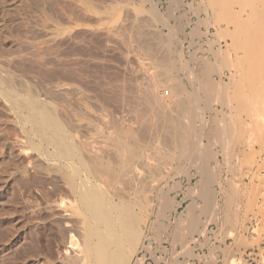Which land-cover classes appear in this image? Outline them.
<instances>
[{
  "label": "bare ground",
  "instance_id": "bare-ground-1",
  "mask_svg": "<svg viewBox=\"0 0 264 264\" xmlns=\"http://www.w3.org/2000/svg\"><path fill=\"white\" fill-rule=\"evenodd\" d=\"M148 1L153 2L154 0H139L137 2L148 3ZM181 1H179L178 4L181 5ZM222 1L224 0H221L220 2L222 3ZM233 1H237V0H233ZM247 1L249 2V0L241 1L242 5H241V9L239 10H236L235 7V5L238 4L237 2H234L237 4L234 5L231 4L229 7L227 3H226L227 6L223 7L225 5V3H223L224 5L222 4L223 6L219 7L220 3H218V0L217 2H215V0H209L208 1L209 6L203 8H198V9L193 8L195 16L200 17L201 14L206 15V20L204 24L208 26L207 28H209V26H213V28L214 27L216 28L215 32L217 33H215L216 34L215 36H217L216 37L218 40L217 43L218 44L220 43L218 50L214 51L215 54H213L212 52V50L214 49L213 48L211 49L213 56L215 55V60H213L214 62H211L207 60L205 57H202V59L201 58L200 59L203 61L199 60L200 63L199 61H195V58H191L193 59V61H191L190 59V61L188 60L182 62V60L184 59L183 58L184 49L178 50L176 48V44H178L177 40L180 37V35H182V33L183 36L185 35L184 33L188 34L186 31V27H191L193 24L194 27L193 29H191L193 33H190V35L192 34V37L196 36L198 30L200 29V28L199 29L195 28L194 22L190 24L187 21V23H184V25H182L183 24L182 23L179 27H175L171 24V20L174 17V10L177 11L178 8L176 6L177 3L175 4L174 1L170 2V0H168V4L170 2L173 6L176 7V9L174 8V10H172V7L169 6L171 8V13L168 14L169 16L167 17H164L165 12L163 14L160 12L162 14L161 17L160 16L161 14L158 13V11H160L158 8H153L152 13L148 11L151 14V15L148 14L150 16L149 18L150 21L142 19L141 17L142 8L138 7L137 9H134V12L137 10L139 13L135 14L136 16L134 15L135 17L132 18L133 22L132 24L130 23L131 24L130 33L132 32V35H134L136 39L134 38V36L133 37L130 36V37L131 40L132 38L135 39V40L133 39L134 41L133 40L132 41L135 42V45L136 44L138 45V51L142 53L141 58L144 59V61L142 62L144 64L143 66L142 64L140 66L141 67L139 70L140 78L138 77V79L132 80L129 76V80L131 79L130 80L131 82L136 81L134 83L136 84L134 87H136L135 89H137L136 92L139 100L135 98L137 100L136 103H138V105L136 104L137 107L135 108V110L133 109V117L135 119L131 115L134 121L131 118L132 121L130 122L128 121V123H126L127 121L124 118L120 119L121 116L119 117V113L124 115L127 112V110L124 109V107L127 106L128 102L126 103V105L124 102V105H122L124 107L121 106L123 109V111L121 112L119 111L120 107L118 105H116L118 107L115 106L116 108L113 107L114 109H111V105L109 107L108 104L110 103L114 104V102L112 101L109 102L110 100L108 101V99L110 98H108L109 95H107L108 91L105 90V92L107 93H105V95L103 94L100 97L103 98V96L106 97L107 95L106 100L103 101V103H105L106 101L109 102V103H105V105L107 104V106L104 105L103 107V103H101L100 101L102 105L101 104L100 105L97 104V105H99V107L101 106L102 109L100 108L101 110H99V108L98 109L95 108L97 111L94 114L90 112L91 113L90 116L89 117L86 116L84 118L83 116L85 115L82 114L83 115L82 116L81 114H77L79 111H77V113L73 112L74 114L73 117L74 116L76 117V115H78L79 117L78 119L82 118L83 120L87 121V122L85 121V123L83 122L85 124L84 125L82 122H80L82 120L80 121L78 120L79 123H82V126H84L83 131L86 130L85 131L86 133L79 134L81 132H79L80 130L78 129L79 128L78 121H76L77 125L74 126H76L79 131H76V129H74L76 127H73V129L70 128L73 126L74 121L76 119L72 121L73 122L72 126H69L71 125V119L69 120L70 124L68 123L69 125H66L67 122L65 124L60 117V115L61 116L63 115L61 113L58 115L59 109L57 110L55 108L56 104L53 105L54 104L53 103L52 106L51 102H47L46 99L43 98L41 99L38 96L40 94L39 92L37 93L38 94L37 95L32 91L33 85L32 87L31 85L28 86L31 83L29 84L27 83L28 84L27 86L29 88L26 87L25 84L26 81L22 82L24 84L23 85L21 83L23 79L21 80L19 79L20 77L18 78V76L16 77L15 75L12 76L11 75L12 73L10 74L0 67V97H2V99L8 104V106H10V110L13 111L14 114L13 116L15 117V120H18L16 121L17 123L14 124H17L19 128L23 131V133H25L24 135L21 134V139H22L21 144L22 143L27 144L30 149H32L34 152L35 151L37 152V157H35L36 160H34L33 158L30 167L34 171L39 170V172L42 169L44 170L45 167L46 168L48 166L54 167L53 168L54 172L51 170V176L52 174L54 175V177H52L53 179L51 182V186L54 189V193L56 192L55 196H57V199L56 200L54 199V201L52 199L53 202L51 201V203H54L55 207L57 206L56 208L61 209L59 210V212L60 211L62 212L63 210V212L66 214V215L62 214L63 216L61 215L58 218H56L54 214L56 218L55 222L58 226H60L62 224H60L61 222L59 220L62 221L65 220L70 225V229L68 228L69 226L67 227L69 230L65 228L66 232H68L67 235L68 239L66 241L68 247L66 249V253L69 250L70 251L72 250L75 253L74 256L66 257L68 259L65 260L66 262L64 261L65 263L133 264L134 260H136L135 264H144L145 261L144 258L134 259V255L137 248L141 245V239L143 235H145V230H146L145 228H147L148 225L150 226L152 223H154L152 221L153 215L157 214L156 217L159 218V226L157 225L155 228L161 229L164 220H167L172 212L177 213V210H179V207H181V202L169 195L172 188L170 189V191H168L169 193L164 192V189H166L165 187L166 186L168 187L167 184L172 179L171 178L172 172L178 169V168H174L173 165L181 161H183V163L186 162L191 165L190 167L189 166L185 167V169L183 168L181 172L184 173V175H187L189 179L192 178V175L190 174L191 170L199 171V174L201 176L200 184L198 186L196 185L195 188L193 187V189L191 190L189 188L186 189L190 190L189 196L191 200L192 197L195 196V194H197V192L200 194L199 197L201 196L200 198L201 199L203 198L204 200L203 202H206L207 204L206 205L204 203V205L206 206L205 208L203 206L201 212H203L204 216L208 215L209 218L212 221L214 220L215 222V219H217L216 210L218 209L217 207H215L214 204L215 203L214 199H216V194H215V190L213 189V186L214 184H218L219 187H223L222 183L220 182L221 180L220 174H222L220 172L221 165L217 167L218 163L216 162L218 161L217 160L218 157L215 155L216 153L220 152V150H224L222 152L228 153V151L229 152L236 151L239 149L240 152L242 153L241 158L240 156L236 157V159L238 160L241 159L239 161V163L241 162V164L238 165L239 163L238 161H236L237 165L230 166L229 169L230 174L232 173V178L230 177L231 179H229V186L231 191V193L230 192L229 193L232 195L230 198L231 199L233 198L232 200L234 201L229 199L230 201H232V204L228 203L230 205V207L228 205V208H231L232 207L231 205L235 204V201H238L239 196H241V194H245L248 197L247 199H249L248 201L249 203L247 202V204L243 207L242 212L244 213L246 218L248 217L247 218V220L249 219L248 222L251 221L258 214H261L263 216L264 201L262 202V206L259 205L261 207L259 209L258 198L259 197L262 198L264 195V180L263 182H261L260 185L261 187H259V185L257 184L259 188L255 186L256 184L255 185L253 184V181L254 179L259 178L261 176L258 175L259 172L258 173L255 172V164L257 162V156H256L257 151L255 152V145H261L262 149H264V0H253L255 4L253 3V6L250 7L249 6L247 7L246 5L248 4ZM88 2L89 1L85 3ZM126 2L124 3L126 4ZM90 5L91 3H89V6ZM122 5L125 6L124 4ZM144 5L146 4L144 3ZM133 7H126V8L133 9ZM90 8H92V6ZM110 9L112 10L111 7ZM132 9L130 10L132 11ZM88 11H90V9ZM88 11L85 13V15H87ZM99 12L100 11L98 10V15L100 14ZM120 16H118L117 18H119ZM182 16L184 17V15ZM185 16L187 15L185 14ZM110 18L111 17H109V19ZM106 19H104L103 20L104 22L102 21V23L107 22ZM97 20L96 22L99 24V22H101L100 20L102 19H100L99 21ZM114 23H117V20ZM159 23L163 25V28L165 27L166 30H168V33L162 34L160 31H158L157 28ZM198 23L200 22L198 21ZM222 23H227L226 24L227 26H225L227 28L223 29L221 27V25H223ZM100 26L102 27L103 25L100 24ZM128 26H126V28H128ZM231 26L234 29H231L230 28ZM114 27L118 28V33H119L120 32L119 27L121 28V26L120 25L119 27L113 26L112 27L113 30L115 29ZM106 29L108 30V28H105L104 31ZM113 30L109 28L108 32L107 33L105 32V34L108 35L109 31L115 33ZM121 32H123V30ZM113 33L112 35L116 36ZM121 35L123 38V34ZM81 36L84 35L81 34ZM116 38H118V36H116ZM187 38L185 35L184 40H187ZM81 39L84 41L87 38L85 39L81 38ZM86 41L84 42L86 43ZM222 41H225V46L221 45ZM117 42L120 43L119 41ZM212 42L214 44V39L212 40ZM102 44H100V47ZM180 44H182V41ZM211 44L210 46L213 47L212 46L213 44L212 45ZM123 46L124 47H122V49L125 48L126 45ZM107 47L108 46L105 47L104 45V48ZM113 51H114V47L111 52ZM120 51L121 50H119V52ZM130 55L133 54L130 53ZM122 56L119 57V59L122 58ZM197 62L198 64H196ZM122 64L124 65V63ZM127 67L126 70L129 68ZM84 71H86L87 73L91 72L90 69L87 70V68ZM97 71L100 70H98L97 68ZM84 73L85 72H83V74ZM98 73L101 74L103 72H98ZM105 73L108 74V72ZM105 73H103V75ZM14 76L19 80L16 79ZM111 76L113 77V75H110L109 77ZM97 79L98 78H95L96 81ZM17 81H19L20 83ZM84 84L86 83L84 82ZM113 84L110 86L113 87ZM117 84H120V82ZM101 85L100 87L105 88L104 86ZM54 86H55L54 90H58L60 94L61 93L67 94L68 92L73 90V92L80 95L79 92L80 89L78 90L77 89L78 87L76 88L69 84H60V83L59 84L57 83ZM188 87L192 88V90H189ZM84 88H87V86ZM241 88L242 89L244 88L243 92H241ZM107 89L109 90V88ZM49 90L50 89L48 88V90L46 91L49 92ZM111 90L112 89H110L109 91L111 92ZM245 90L248 91L245 94L246 96L242 94L245 93ZM37 91L38 90H36V92ZM239 91L241 92L240 98L243 97V96L241 97V95H244L245 98H247V100L244 97L243 98L245 100L243 98L241 99L242 101L244 100V104L243 103L241 104L239 102L240 101L238 96V94L240 93ZM99 92H101V90ZM220 92H224V94L221 97H220ZM83 93L87 94L88 92H83ZM119 93L120 92H118V94ZM123 93L122 96L119 97L124 98L123 96L125 95ZM50 94L52 96V92H50ZM86 94L83 96L84 99H86V101L83 100V102L85 101L87 105H89V103L92 100H90V102L88 103L89 98H86V96L89 94L87 95ZM130 94H131V89H130ZM79 95H77V97L81 99L82 94L80 97ZM90 95L89 97H91ZM237 98H238V102L236 101ZM112 99L114 100V98ZM124 99L126 101L129 98L128 99L124 98ZM201 100L203 102L206 101L205 104ZM120 101L122 100L120 99ZM128 101H130V99ZM235 102H236V106H235ZM237 104H239V106H237ZM87 105L85 106L88 107ZM205 105H208L209 107ZM219 105L222 107V109L221 108L220 110L217 109V113L214 114V116L208 118L206 115L208 113H206L205 109L210 108L211 111L215 112V108L214 109L212 108ZM73 110L70 111L72 112ZM87 110L91 111V108L89 109L88 107ZM125 110L126 112L123 113ZM210 110H208V112H210ZM92 111L94 112L95 110L92 109ZM128 111L131 112L130 110ZM86 112L84 110V113L88 115ZM67 116H71V114ZM73 117L71 118L73 119ZM67 118L66 120H68ZM243 122L245 123L243 124ZM82 126H80V129ZM67 127H69L70 129H68ZM206 139L207 141L208 140L210 141L208 147L211 148V150L212 149L216 150V152L213 151L215 153L214 155L204 154V151L206 149L204 141ZM230 158L232 159L230 160ZM230 158H228L230 161H232L233 159L235 160L234 156H231ZM212 161L213 162L215 161V163L217 164L216 167L214 166L209 167V164ZM262 164L264 165V163ZM259 167L261 168V166ZM240 170L242 171L241 172L242 176L243 175L252 176L251 179L252 182L250 184H245V182H243L241 185H239L240 181L239 182L237 181L239 178H237L238 175L236 171H240ZM258 170L261 172V170L263 169H258ZM218 171L220 172V174L217 173ZM179 188L180 186L177 187L176 190H178ZM222 193L223 194L226 193V190L225 192L223 191ZM192 204H195V202L191 203V205ZM257 207L259 211L256 212ZM53 208H51V211ZM200 208L198 206V209ZM184 211H186V209ZM191 211L195 212L196 210L193 208ZM233 215L235 216L237 215V213L234 211ZM75 217L80 218V220L77 221L76 223L81 225L82 227L81 230H84V239H81L83 236L81 238L80 237L77 238L76 234L73 233L74 232L73 227L76 229L77 226V224L75 223L76 221ZM194 217H196V214ZM199 217L200 216H198V218ZM231 217H229L228 214V218ZM233 217L231 219H233ZM192 218L193 217L191 215L189 218V220L191 221H189L188 226L185 225L187 228L186 232L184 234L182 232L181 233L182 235H179V238L177 237L178 239L176 241L177 244H181L183 246L182 252L184 256L187 257V259L189 260L193 259L195 256L194 247H192V244L195 242L194 241L195 238H192L194 233L196 234V232L197 233L199 232L201 235H205L207 234L208 231L207 228H205L207 227V225L203 226L204 224L200 223L199 222L200 220L196 219L197 217L193 218V220ZM234 219L233 222L231 220H228V222L225 221L227 223L226 228L228 233L225 230L224 234L225 236L227 234V236L226 237L223 236L224 239H221L220 243L224 242L225 238L227 237L228 239L230 238L232 240H235L234 243L236 242L234 248H231L232 250L231 252H229L228 256L230 258L228 257L229 258L228 264H249L248 260H245L243 257L238 258L236 254L240 253V255L242 256L243 253V252L241 253L242 247L243 250L245 248L248 249V247L250 248L256 244L258 245V242L259 241L261 242V240H258L257 242V240L255 241L256 238H254V240L253 238H251L252 241L247 242L248 238H246V236H243V234H239V235L237 234L236 231L237 219H236V223H234L235 221ZM187 220L184 219V221ZM261 220L262 222H264L263 221L264 216L263 219ZM178 221L180 222V220L176 221L177 224L179 223ZM150 222L152 223L150 224ZM205 224H207V221ZM228 226L230 227L229 230H228ZM243 228L245 229L243 233L248 232L247 229H249V227L245 226ZM260 230L261 229L259 227L256 231L257 234L260 232ZM261 231L263 232V230ZM263 234L264 233L260 232L259 235L261 236ZM260 236L259 238L262 239L261 238L262 236L261 237ZM173 244H175V240ZM214 249L212 248L213 251ZM263 253H261V255ZM178 255L179 254L174 255L175 256L173 262L174 264H181ZM215 255L217 257V254ZM201 260L202 259H200V261ZM186 262L187 261H185V263ZM188 263H190V261ZM192 264L194 263L192 262ZM260 264H264V256L262 257Z\"/></svg>",
  "mask_w": 264,
  "mask_h": 264
},
{
  "label": "rangeland",
  "instance_id": "rangeland-1",
  "mask_svg": "<svg viewBox=\"0 0 264 264\" xmlns=\"http://www.w3.org/2000/svg\"><path fill=\"white\" fill-rule=\"evenodd\" d=\"M81 1L82 0H0V67L10 74L12 73L11 74L12 76L15 75L16 77L18 76V78L20 77L19 79H21V80L23 79L21 81V83L26 81L25 82L26 87H28L30 85L32 87V85H33L32 91L35 94H37L39 92L40 94L39 95L37 94V95L41 99L43 98V99H46L47 102H51V105L53 103H54L53 105L56 104L55 108L57 110L59 109L61 111L60 112L58 110V115L60 113L63 115V116L60 115V117L64 121L65 124L67 122L66 125L70 124L69 120L71 119V125H69V126H72V124H73L72 121H74L76 119L74 121L73 126L70 127L71 129H73V127H76V126H74V125H77L76 121L82 120V121H80L82 123L83 122L85 123V121H86V120H83L82 118L78 119L79 118L78 115H76V117L75 116L73 117V115H74L73 112L77 113V111H79L77 114L85 115V116L82 115L83 118L86 116L89 117L91 113L94 114L97 111L95 108H97V109L99 108V110L102 109L101 106L99 107V105L101 103H103V101L106 100L107 95L112 96L113 94H115V95H113L114 97L108 96V98H110V99H108V101L110 100L109 102H111V101L114 102V104H111V103L108 104L109 107L111 105V109H114V108L119 106L120 107L119 111L121 112V111H123L122 107H124V106H122V105H124V102H125V105L128 102L127 106L130 104L129 105L130 107L129 106L124 107V109H126L127 112H129L128 110L131 111V112H129L130 114L127 113L126 110L123 112V113L126 112L124 115L119 113V117L121 116L120 119L124 118L127 121L126 123H128V121L130 122L134 118L133 117V109L135 110V108L137 107L136 104L138 105V103H136V102H137V100H139L137 97V92H136L137 89H135L136 87H134L136 85V84H134L136 81L131 82L130 80L131 79L132 80L138 79V77L140 75L139 74V70L141 68L140 66H141V64H142V66L144 64V63H142L144 61V59L141 58L142 53H140V51H138V45L136 44L137 45L136 46L135 42H133L136 39V37L134 35H132V32L130 33L131 24L133 22L132 18H134L136 16L135 14L139 13L137 10L134 12V9H137L138 7L142 8V11H141L142 19L150 21L149 15H151V14L149 12L152 13L153 8H158L160 10V11H158V13L161 12L163 14L165 12L164 17H167V16H169L168 14L171 13V8L169 6L172 7V10H174V8L176 9V7L173 6L170 2L174 1L175 4L176 3L178 4V2L181 0H178V1L177 0H170L169 4H168V0H154L153 2H151V1L150 2L148 1V3L144 2L146 5H144L143 2H140V3L137 2L139 0H126L127 2L125 0H119V3H118V0H83L82 1L83 4L81 3ZM87 1H89V2L85 3ZM123 1L126 2V4H128V5H126ZM157 1H158V3H157ZM183 1L184 0L181 1V5L176 4V6L178 8H177V11L174 10V17L171 20V24L175 27H179L182 23H183L182 25H184V23H187V21L190 24L194 22L195 13L193 11L194 7H193L192 2L191 3H189V2L184 3ZM89 3H91L90 6H89ZM122 4H124L125 6H123ZM133 5H134V7H133ZM91 6H92V8H90ZM110 7L112 8V10L110 9ZM113 7H114V9H113ZM126 7H133V9L132 8L128 9ZM108 8H109V10H108ZM143 8H144V11H143ZM89 9H90V11H88ZM130 9H132L134 14L132 13V11ZM150 9H152V10H150ZM98 10L100 11L99 15H98ZM110 10L111 11L115 10V11L111 12ZM87 11L89 14L87 13V15H85V13ZM101 12L103 15L101 14ZM143 12H144V14H143ZM96 13H97V15H96ZM123 13H124V15H123ZM184 13L188 17L185 16ZM162 14L160 15L161 17H162ZM91 15H92V17H91ZM182 15H184V17ZM108 16L111 18L109 19ZM118 16H120L119 18L120 19L122 18L123 20L122 19L120 20L119 18H117ZM99 17H101V18H99ZM106 17L109 21L106 19ZM97 18H98V20H97ZM94 19H95V21H94ZM100 19H102V20H100ZM104 19H106L107 22L102 23V21ZM96 20L97 21L100 20L101 22H99V24H98L96 22ZM116 20H117V23L119 21L118 25H117V23H114V22H116ZM129 20H131V21H129ZM190 20H191V22H190ZM71 23H73V24H71ZM123 23L126 26L129 25L128 28H126V26ZM100 24L103 26L101 27ZM112 25L118 26V27L120 25L121 26V28L119 27L120 32L118 33V28H115V27H114L115 29L113 30ZM122 25L125 27H123ZM122 27H123V29H122ZM193 27H194L193 24L191 27H186V31L188 34H186V33H184V34L186 35V38L188 37L187 40H184L185 35L183 36V33H182V35H180V37L177 40L179 45L176 44V48L178 50L184 49L183 50V55H184L183 58L184 59L182 60V62L188 61V60L190 61V59L194 58V56H196L200 51L208 53V52H211L212 48L215 50L217 47V44L215 42L213 44V42H212V40L215 39V37L212 35L206 34L208 32L209 28L206 27L207 31L203 30V32H201V28L198 27V29L200 28L198 30V33L199 32L200 33L199 34L195 33L198 38L196 36H194L195 37L194 38V37H192V34L190 35V33H193L191 30V29H193ZM86 28H89V29H86ZM105 28H108V30H109V28H111L115 33L109 31V34L107 35V34H105V32L107 33L108 30L106 29L104 31ZM157 29L162 34L168 33V30H166L165 27L163 28V25L161 23L158 24ZM122 30H123V32H121ZM127 31H128V33H127ZM86 32H87V34H86ZM110 32H111V34H110ZM112 33L115 34L116 36H118V38H116V36L112 35ZM77 34H78V36H77ZM81 34L84 36H81ZM121 34H123L124 39L122 38ZM127 34L129 36V38H128ZM110 35H112V36H110ZM130 36L131 37L134 36L135 39L132 38V40L134 39L132 41ZM112 37H114V38H112ZM201 37L204 39V42L201 43L203 46L200 44ZM76 38H78V39H76ZM81 38H83V39L87 38L86 40H88V41L84 40V41H86L87 44ZM110 38L114 39V40H111ZM98 39H100V40H98ZM117 41H119L120 43H118ZM181 41H182L183 45L180 44ZM83 42H84V44H83ZM112 42H114V43H112ZM211 42L213 45L211 44ZM100 44H102L101 47H100ZM120 44H122V45H120ZM210 44L213 47H211ZM104 45H105V47L106 46H108V47L104 48ZM118 45H120L121 47ZM123 45H126L125 46L126 49L125 48L122 49V47H124ZM191 45H192V47H191ZM113 47H114V51L111 52L113 50ZM127 47H129V48H127ZM209 47H211V48H209ZM195 49H197V50H195ZM119 50H121V51L119 52ZM125 50L126 51L129 50V51L126 52ZM212 52H213V50H212ZM130 53L133 55H130ZM125 55H127V56H125ZM128 55L132 56V57H129ZM121 56H122V58L119 59V57H121ZM127 58H129V59H127ZM124 59H126L128 61H126ZM103 60H104V62H103ZM97 61H99V62H97ZM191 61H193V59H191ZM76 63H78V64H76ZM122 63H124V65ZM103 65H104V67H103ZM84 67H86L87 70L90 69L91 72L87 73L86 71H84V70H86V68H84ZM126 67L128 68L127 70H126ZM97 68L100 71H97ZM104 71L108 72V74H110V75H113V77L112 76L109 77L110 75H108ZM83 72H85V73L83 74ZM98 72L105 73L104 74L105 76L103 75V73L100 74ZM89 75H91V76H89ZM106 75H107V78H106ZM103 76L105 79L103 78ZM129 76L131 78L130 80H129ZM124 77L126 80L124 79ZM18 78H16V79H18ZM81 78L83 80L85 79L88 82H86L85 80L83 81ZM95 78H98L97 81L95 80ZM101 81H102V83H101ZM125 81H127V82H125ZM17 82H19V81H17ZM82 82H83V84H82ZM84 82L86 84H84ZM119 82H120V84H117ZM27 83L28 84L31 83V84L28 85ZM57 83L58 84L59 83L60 84H69V85L74 86L76 88L78 87L77 89L78 90L80 89V91H79L80 95L73 92V90H71L67 94H65V93L60 94V92L58 90H54L55 89L54 85H56ZM105 83H107V84H105ZM112 84H113L114 88L112 86H110ZM51 85H52V87H51ZM85 85L87 86L89 91L87 88H84V87H86ZM100 85L104 86L105 88L100 87ZM116 86H117V88H116ZM31 87H30V89H31ZM33 88H35V89H33ZM48 88L50 89L49 92L46 91V90H48ZM81 88H83V89H81ZM107 88H109V90L112 89L111 92ZM130 89H131V94H130ZM188 89L192 90V88H190V87H188ZM36 90H38V91L36 92ZM100 90L102 93L99 92ZM105 90L108 91V93L105 92ZM81 91L88 92L87 94H89V95L91 93V95H90L91 97H89V95H87L86 93H83ZM95 91H97L100 95ZM46 92H48V93H46ZM50 92H52L53 97L51 96ZM109 92H110V94H109ZM112 92H113V94H112ZM118 92H120V93L118 94ZM127 92H128V94H127ZM94 93L95 94L97 93V94L95 95ZM105 93H107L106 97L103 96V98H101L100 96H102L103 94L105 95ZM122 93L125 95L123 97L126 99L129 98L130 101H128L129 99L125 101L124 98L119 97V96H122ZM45 94H47V95H45ZM81 94H82V96H81ZM85 94L88 96V97L86 96V98H89V101L87 100L88 103L90 102V100H92L89 103V105H87V103L85 102L86 99H84V97H83ZM129 94L131 96L133 94L132 98ZM61 95L63 96V98ZM77 95H79V97L81 96V99L78 98ZM92 96H93V98H92ZM68 97H69V99H68ZM112 98H114V100ZM118 98H119V100H118ZM52 99H54V100H52ZM71 99H74V100H71ZM115 99H117V100H115ZM120 99L122 101H120ZM83 100H85V101L83 102ZM100 101H101V103H100ZM115 101H116V103H115ZM4 102L5 101L2 99V97H0V264H68V263H65L66 262L65 260L68 259L66 257L74 256L75 253L72 250L71 251L69 250L66 253V249L68 247V244L66 242L68 239L67 238L68 232H66L65 228H67L69 226L68 228L70 229V225L65 220H63L64 222L62 220H59L61 222L60 224H62L60 226H58L55 222L56 218H58L62 214L63 215H66V214L63 212V210H62V212L61 211L59 212V210H61V209L56 208L57 206L55 207V204L51 203L52 199H53V201H54V199L55 200L57 199V196H55L56 192L54 193V189L51 186V182L53 179L52 177H54L53 174L51 176V170L54 172V170H53L54 167H52V166H50V167L48 166L49 168L45 167V169L40 170V172H39V170L34 171L30 167L31 163L33 161V158H34V160H36L35 157H37V152L36 151L34 152L32 149H30L27 144H23V143L21 144V141H22L21 134L24 135L25 133H23V131L19 128V126L17 124H14V123H17L16 121H18V120H15V117L13 116L14 115L13 111L10 110V106H8V104L6 102L5 103ZM109 102L106 101L105 103H109ZM105 103H103V107H104ZM97 104H99V105H97ZM85 105H87L89 107V109L91 108V111L87 110L88 107H86ZM112 105H114V106H112ZM116 105H118V106H116ZM84 106L86 107V109ZM95 106H97V107H95ZM105 106H107V104ZM205 106L209 107L208 105H205ZM205 106H204V109H205ZM79 107H80V109H79ZM214 108H215V112L211 111L210 108L205 109L206 113H208V114H206L208 118L214 116V114L217 113V107L215 106L212 109H214ZM8 109H9V111H8ZM76 109H78V110H76ZM83 109L85 110V112L87 111L86 113L88 115H86L84 113ZM92 109H94L95 111L93 112ZM70 110H73V111L71 112ZM208 110H210V112H208ZM81 111H83V112H81ZM70 114H71V116H67ZM65 115H66V117H65ZM131 115L133 118L131 117ZM128 116H130V117H128ZM67 117H69V118H67ZM71 117H73V119ZM66 118L68 120H66ZM131 118H132V120H131ZM12 120H15V121H12ZM79 121H78V125H79L78 129L80 131L77 129V127L74 129H76V131L81 132L79 134H82V133L84 134V133H86L85 132L86 130L83 131L84 126H82V123H79ZM80 126H82L81 129H80ZM67 128L70 129L69 127H67ZM204 143L206 146L204 154L209 155V154L213 153V155H214L215 154L214 152H216V150H213V149L211 150V148L208 147L210 144V141L209 140L207 141V139H206L204 141ZM260 147H261V145H255V152L257 151L256 152L257 153V155H256L257 156V162L255 164V172L256 173L259 172L258 175L259 176L261 175L259 178H256L253 181V184L254 185L256 184L255 186H257V187H258V185H259V187H261L260 186L261 182H263V180H264L263 179V177H264V168H263L264 165L262 164V163H264V149H262V147L261 148ZM222 151H224V150H220V153H222V154L226 153V152H222ZM237 151L239 153H241L239 149ZM210 164H209V167H210ZM173 166H174V168H178V169H176L174 172H172V174H171L172 179L167 184L168 187L167 186L165 187L166 189H164V192H168L172 188L170 193L169 192L168 193L171 197H174V199H177L178 201L181 202V207H179V210H177V213L172 212L171 215L169 216V218L167 220H164L163 225H162L163 229L162 228L161 229L155 228L157 225L159 226V218L156 217L157 214L153 215L152 221L154 223L150 222V224L152 223L153 226L151 224L150 226L148 225V227L145 228L146 229L145 235H143V237L141 239V245L137 248V250L135 252L134 259L144 258V260L146 261V262L144 261V264H156V263L157 264H174L173 263L174 258H175L174 255L179 254L178 256H179V260H180L181 264H192V262L194 264H196V263H202L205 260L209 261L211 264H217L218 263L217 261L219 260V258H221V255H224L225 257L223 260L227 264L229 261V258H230L228 256L229 252H231V250H232L231 248H234V244H229L228 241L229 240H231L232 242L235 241V240H232L230 238L228 239V237H227V238H225L224 242L220 243V240L224 239L223 236L226 237L227 234H226V236H225V234L224 235H218V233L216 231H212V230L207 231V234H205V235H201L199 232L198 233L196 232V234L194 233L192 238H195L194 239L195 242L192 244V247H194V255L195 256L193 259H190V260L184 256V254L182 252L183 246L181 244L176 243L177 239L179 238V235H182L181 234L182 232H183V234L186 232V230H187L186 226H188L189 221H191V220H189L191 215L193 218L197 217L196 219L200 220L199 221L200 223H203L202 218L204 217L205 221L203 223L204 224L203 226H206L208 224V222H209L208 220L210 218L208 215L204 216L203 212H201V209H203V206L205 208V206L207 204L205 203L206 205H204V204H200L199 202H196V201H199L201 199L200 198L201 196L199 197L200 194L197 192V194H195V196L192 197V200L189 196L190 190L193 189V187L195 188L196 185L198 186L200 184L201 176L199 174V171L198 170H191L190 174L192 175V178L189 179V177L187 175H184V173H181V172H182L183 168L185 169V167H188V166L190 167L191 166L190 164H188L186 162L183 163V161H181L179 163L174 164ZM259 166H261V168ZM228 167H230V164ZM258 169H263V170H261V172H260ZM47 170H49V171H47ZM177 172H178V175H177ZM220 172L222 174H220ZM220 172L218 171L217 173L220 174V176H221L220 182L222 183L223 187H219L218 184H214L213 189L215 190L216 199H214L215 203L214 202L213 203L215 204V207H217V209H218V210H216L217 211L216 216L218 217L217 213L220 212L219 211L220 205L218 202L219 201H225L226 204L224 205V207H225L224 209H226V210H224V211L228 217V214L231 215L234 213L235 206L238 210L241 208L240 211L242 212L243 207L247 204L249 199H247L248 198L247 195L241 194V196H239L240 200L238 199V201H241V203L238 205L233 204V205H231L232 206L231 208H228V205L232 204V201H234V200H232L233 198L232 199L230 198L232 195L230 194L231 191H230V186H229V179L232 178V173L230 174L229 169L226 171H220ZM236 172L238 175L237 178H239L237 181L238 182L240 181L239 185H241L243 182H245V184H250L252 182V180H251L252 176H249V175H245V176L243 175L242 176L241 170L236 171ZM243 173H245V172H243ZM197 174H198V176H197ZM187 177H188V179H187ZM227 177H229V178H227ZM249 180H250V182H249ZM259 182H260V184H259ZM178 185L180 186V188L178 190H176V188L179 187ZM48 188H49V190H48ZM186 188H189L190 190L186 189ZM219 188H220V190L222 189L224 192L226 190V193L223 194L222 193L223 191L221 190L222 191L221 192L219 190ZM45 193H47V194H45ZM42 194H44L45 196ZM47 195H48V197H47ZM197 196H198V198H197ZM263 197H264V195H263ZM262 198L261 197L258 198L259 199L258 200L259 201L258 202L259 209L261 208L260 206H262V202L264 201V198H263V200H262ZM48 199H50V200H48ZM229 199L232 201H230ZM194 202H195V204L191 205V203H194ZM216 204H217V206H216ZM196 205H197V208H196ZM263 205H264V202H263ZM198 206H199V208L201 206L202 207L200 209H198ZM229 207H230V205H229ZM258 207L256 209V212L259 211ZM51 208H53L55 212L53 211V209L51 211ZM193 208L196 210L195 212L191 211ZM185 209H186V211H184ZM187 209L189 212L187 211ZM231 209H233V210H231ZM229 210L231 211V214H230ZM187 212H188V214H187ZM200 212H201V214H200ZM194 213L196 214V217H194L195 216ZM54 214H55L56 218H55ZM187 216H189V217H187ZM198 216H200V217L198 218ZM263 216H264V212H263ZM263 216L261 214L256 215L257 218H260ZM243 217L246 218L244 213H243ZM77 218L75 217V219H76V221L74 220L75 223L80 220L79 217H77ZM177 218H179V219H177ZM180 218H182V219H180ZM193 218H192V220H193ZM184 219L187 220L188 222L184 221ZM177 220H180V222L178 221L180 224L179 223L177 224V222H176ZM206 221H207V224H205ZM211 221L212 220H210V222ZM174 222H175V224H174ZM181 222L183 225L181 224ZM250 222L251 221L248 222V220H247L245 222V226L249 227L248 225L250 224ZM55 224H56V226H55ZM63 224L64 225L66 224V225L64 226ZM76 224H75V226H76ZM174 225H175V227H174ZM183 226H185V227H183ZM245 226H243V227H245ZM59 228H61V229H59ZM81 228H82L81 225L77 224L76 229L73 227V231H74L73 233L76 234L77 238H79V237L81 238L83 236L81 239H84V230H81ZM164 228H166L167 230ZM205 228H207V227H205ZM256 228L258 229V227H256ZM256 228H254V227L250 228L249 227V229H247L248 232H246L245 235H243V236H246V238H248L247 242H249V241L251 242L252 241L251 238H253V240H254V238H256L255 241L257 240V242H258V240H261V242L260 241L258 242V245L256 244L250 248L247 246L248 249H246V248L244 249L242 256L249 255V256H246V258H245V260H248L249 264L250 263L251 264H260L262 257L264 256V253H263V251H264V240H263L264 234L261 235L262 237L259 235L260 232L264 233V227L260 228L261 230H263V232L260 230V232L258 234L256 232L257 231ZM63 230H64V232H63ZM244 230L245 229L243 228L242 231H244ZM75 231H76V233H75ZM61 232H63V233H61ZM63 234H65V235H63ZM258 235L262 239H260ZM175 236H176V238H175ZM203 237H204L206 243L202 241ZM150 239H151V241H150ZM173 239L175 240V244H173L174 243ZM196 239H197V242H196ZM61 241H63V242H61ZM142 244L146 247H144ZM181 246H182V249H181ZM212 248L213 249L215 248L214 251L212 250ZM203 252H207V254L203 253ZM260 252L263 254L261 255ZM215 254H217V257ZM214 257H215V259H214ZM200 259H202V260L200 261ZM135 261L136 260H134L133 264H135ZM185 261H187V262L185 263ZM189 261H190V263H188Z\"/></svg>",
  "mask_w": 264,
  "mask_h": 264
},
{
  "label": "crops",
  "instance_id": "crops-1",
  "mask_svg": "<svg viewBox=\"0 0 264 264\" xmlns=\"http://www.w3.org/2000/svg\"><path fill=\"white\" fill-rule=\"evenodd\" d=\"M208 1L209 0H184L183 2L184 3H186V2H189V3H193V7H194V9H198V8H203V7H206V6H209V3H208ZM221 0H218V3H220L219 4V7L220 6H223L224 4L223 3H225V5L223 6V7H225V6H227L226 5V3L228 4V7L232 4V5H234V4H237V5H235V7H236V10H239V9H241V1L242 0H237V1H233V0H224V1H222V3L220 2ZM226 1H228V2H226ZM252 1V2H251ZM249 0V2L247 1V3L249 4H246L247 5V7L249 6H253V3L255 4V2L253 1V0ZM203 2V3H202ZM215 2H217V0H215ZM233 2V3H232ZM234 2H237V3H234ZM230 3V4H229ZM223 4V5H222ZM198 6V7H197ZM196 11V10H195ZM199 18H200V20H199ZM205 20H206V15L205 14H201V16L200 17H198V16H195L194 17V25H195V28H198L199 26H200V28H201V32H203V30H206V28L205 27H208L207 25H205L204 24V22H205ZM198 21L200 22V23H198ZM202 21V22H201ZM198 24V25H197ZM223 25H221V27L223 28V29H225V28H227V27H225V26H227L226 24L227 23H222ZM205 25V26H204ZM215 28V27H214ZM213 28V26H209V30H208V33L207 34H209V35H212V34H214V35H212V36H214L215 37V39H214V42L217 44V47H216V49L215 50H213V54H215L214 53V51H216V50H218V48H219V46H220V43L218 44L217 43V36H215L216 34L215 33H217V32H215L216 31V28L214 29ZM231 29H234L232 26L230 27ZM212 33V34H211ZM203 40V41H202ZM204 42V39L203 38H201V40H200V44L201 43H203ZM221 45L222 46H225V41H222L221 42ZM209 53V52H208ZM205 53V52H199L196 56H194V58H195V61H199V60H201L202 59V57H205L207 60H209V61H211V62H214L213 60H215V55L213 56V54H212V52L211 53ZM199 57V58H198ZM201 58V59H200ZM201 61H203V60H201ZM199 63H200V61H199ZM196 64H198V62L196 63ZM240 90V89H239ZM243 90H244V88L242 89L241 88V92H243ZM240 92V91H239ZM238 92V93H239ZM241 92L238 94V96H239V102L242 104H244V100L246 99L247 100V98H245V94L248 92V91H246L245 90V93H242V94H244V95H241V97L244 99L243 101L241 100L242 98H240V94H241ZM224 94V92H220V97L222 96ZM202 101V100H201ZM236 101L238 102V98L236 99ZM242 101V102H241ZM203 102V101H202ZM206 102V101H205ZM205 102H203L204 104H205ZM240 104V105H241ZM235 106H236V102H235ZM237 106H239V104H237ZM217 107V109H219L220 110V108L222 109V107L219 105V106H216ZM243 120H244V117H243ZM245 122H243V124H244ZM232 152L233 151H228V153L226 152L225 154L223 153H220V152H218V153H216L215 155L218 157V161L216 162V163H218V165L215 163V162H211V164H210V167H213V166H215L216 167V165H217V167L218 166H220V171H226V170H228V169H230V167H228L227 168V165L228 164H231L230 166H233V165H237V162L236 161H238V163H239V161L241 160H238V159H236V157L237 156H240V158L242 157V153H240L239 154V152L236 150V151H234L233 152V154H232ZM211 154H213V153H211ZM218 154V155H217ZM230 154V155H229ZM224 155V156H223ZM231 156H234V158H235V162L232 160V161H230L232 158H230ZM228 158H230V160L228 159ZM225 159V160H224ZM223 162V163H222ZM231 162V163H230ZM234 162V163H233ZM226 163V164H225ZM241 164V162L238 164V165H240ZM219 170V169H218ZM204 200L203 199H200L199 201H197V202H199L200 204H204V203H206V202H203ZM208 203V202H207ZM219 203V214H218V217H217V219H215V222H214V220L212 221V222H208V224H207V230L208 231H210V230H212V231H216L219 235H221V233H222V235H224V233H225V230H226V232H227V223L225 222V221H227L228 222V220H231L232 222H233V219L234 218H236L237 219V223H236V219H234L235 221H234V223H236V231H237V234L239 235V234H243V235H245V232L243 233V231H242V229H243V226L245 225V222L247 221V218H245V217H243V213L240 211V209H239V211H238V209L235 207V212L237 213V215H233V214H231V215H229V217H231L232 215L234 216H232L233 217V219H231V218H228L227 217V215H226V213H225V207H224V205L226 204L224 201H219L218 202ZM241 203V201H235V204H240ZM237 216H239V217H237ZM220 217V218H219ZM226 220H225V219ZM228 218V219H227ZM242 219V220H241ZM246 219V220H245ZM261 219H263V217H260V218H253L252 220H251V222H250V224L248 225L250 228H252V227H254V228H256V227H264V222H262V220ZM211 219H209L208 221H210ZM249 220V219H248ZM204 221H205V218L203 217L202 218V222L204 223ZM230 221V222H231ZM264 221V220H263ZM218 222V223H217ZM230 222H229V224H230ZM262 222V223H261ZM212 223V224H211ZM224 223H226V224H224ZM244 223V224H243ZM228 224V225H229ZM260 224V225H259ZM259 225V226H258ZM224 226H225V228H224ZM238 227V228H237ZM230 229V227L228 226V230ZM228 233V232H227ZM202 241L203 242H205V239H204V237L202 238ZM229 242V244H234V245H236V242L234 243V242H232L231 240H229L228 241ZM242 252H244V250H243V247L241 248V253ZM203 253H206L207 254V252H203ZM237 255V257L238 258H240V257H243L244 259L246 258V256H248V255H244V256H241L240 255V253H237L236 254ZM224 255H221V258H219V260L217 261L218 263L217 264H226L225 263V261L223 260L224 259ZM229 262V261H228ZM196 264H211L209 261H203L202 263H196ZM228 264V263H227Z\"/></svg>",
  "mask_w": 264,
  "mask_h": 264
}]
</instances>
